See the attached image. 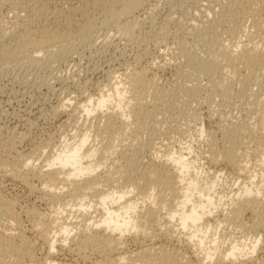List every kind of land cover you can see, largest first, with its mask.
I'll use <instances>...</instances> for the list:
<instances>
[{"label":"bare ground","instance_id":"6f19581e","mask_svg":"<svg viewBox=\"0 0 264 264\" xmlns=\"http://www.w3.org/2000/svg\"><path fill=\"white\" fill-rule=\"evenodd\" d=\"M146 1L9 0L14 15L8 26L5 21L0 24V60L4 64L18 56L21 60L28 57L34 64L40 57L48 60L55 49L82 42L111 23L122 25L123 32H132L135 26L127 21ZM232 2L234 8L226 7V16L218 22L223 27L216 26L224 28V39L217 36L204 67L196 68L207 76L206 86L191 78L194 85L175 88L178 93L205 92L207 98L216 95L225 101L238 95L233 94L232 86L240 87L238 100L245 117L222 124L207 112L210 123L216 120L214 125L205 129L200 123L198 131L207 141L210 166L205 168L200 158H192L193 148L186 144L165 152L156 150L138 164L137 143L155 121L157 105L169 98L158 90L146 68L129 72L124 81L105 84L106 90L97 87L94 95L81 96L71 108V98H59L48 113L59 121V127L81 117V121L88 120L86 124L95 120L76 133L74 128L75 134L62 139V145H53L56 150L41 162L42 144L22 151L11 137L0 140V218L10 222L0 230V264H264V251H260L264 249L260 233L264 228V0ZM155 4L153 11L159 3ZM184 6V16H179L183 23L185 15L197 13L196 5ZM172 10L164 24L173 18ZM163 27L158 28V37L165 31ZM252 85L263 94H255ZM19 133V140L26 135ZM243 136L253 142L252 154L260 157L254 163L247 160V151H241ZM53 141L49 137L47 147ZM224 167L238 180L248 175L247 181L236 183L233 178L236 189L226 186V175H216L224 173ZM8 184L36 191L35 200L49 212L35 205L26 207L28 223L23 224L15 208L17 201L2 192ZM236 230L241 235L236 236ZM129 244L134 247L129 249Z\"/></svg>","mask_w":264,"mask_h":264},{"label":"rangeland","instance_id":"374dc122","mask_svg":"<svg viewBox=\"0 0 264 264\" xmlns=\"http://www.w3.org/2000/svg\"><path fill=\"white\" fill-rule=\"evenodd\" d=\"M8 1H0V24L4 25L3 23L5 21V23L7 24H5V26L9 25L11 20L8 19L12 18L14 15V12L12 11L13 9L10 8L11 4ZM178 1H180L181 3ZM155 3L159 4L157 5L158 8L153 11L156 7ZM184 4L188 7L194 8L196 5L195 11H197L196 14H191V16L185 15L187 17V19H184L186 21L185 23L179 21L184 16ZM207 4H212V7L208 9L209 5ZM211 4L210 2L207 3V0H174V2L172 0H148L145 2L142 8L134 11V16L132 14V16L129 17L130 20H132L130 21L128 19L127 22L129 24L131 23V25L134 24L133 26H135L134 28L131 26L132 32L128 30L127 32H123L124 29H121L123 28L122 25L111 23L108 25V27H102L100 28L101 30L99 29L97 30V32H94L92 36H87L82 42H69L70 45L68 44V48L67 45H65L66 49H64L65 47L59 49L60 51L58 49H55V53H53L54 55H51V58H49L48 60H44L43 57H40L41 59L36 61L35 64L34 62L31 63L28 57H21L24 58V60H21L18 59V56L16 57V61L13 59L14 62L11 61V63L8 62L6 64H4V60H0V140L1 138L6 137L10 139L11 137L10 140L15 141V143L17 144H15L17 149H21L22 151L31 149L30 147L34 146L41 148L42 144L44 146L43 149H41L42 156H40L38 161L41 162V160L47 157V155L56 150L53 145H56V147L57 144L62 145V143L64 142V140L62 139H70L73 134L78 132L77 130H81V128L83 129V127L85 128L86 125L89 124V122L95 120L91 118V121L86 124L85 122H87L88 120L81 121V117L79 118V120L74 121V123L72 122L71 125H67L64 128L59 127L57 125L59 124V121L51 117L50 115L52 114H48L52 113L51 107L53 105H56L58 100L60 101L59 98H61V100H67V98H71V108L72 105H74V102L77 99H80L81 96H85L90 93L94 95L98 91L99 86L102 88V86L107 83L116 82V79H118L119 81L123 78L120 81H124V78H126L125 75L127 76L129 72L131 73L135 70L141 71L146 68L148 70L145 69V72H148V76L154 78L153 80H155V83H157L156 85L158 90L167 93L166 98H169L168 100L166 99L165 102L163 101V104L157 105L158 111L156 110V116L153 119L155 121L150 123L151 126L149 125L148 128L150 130L147 129L148 131L144 133V136L141 138L142 141L139 140L140 144L137 143L136 153L137 157L140 158L138 160V164L139 161L146 162L148 158L154 156L156 150H159V152H165L168 149L173 150L174 148L178 149L179 147H185L186 145H188L192 146L193 148V151L190 155L192 158L196 160L200 158L198 161L201 160L200 162L205 163V168L207 167V165L210 166L209 161L207 160V157L210 156V153L208 152L207 141H204L206 140L204 139L205 137L200 136V133L198 131L201 124L203 128L209 129L211 125H214L216 120L224 124L225 122H232L233 119L234 121L241 119L242 117H245L244 114H246V111L243 110V105H241V102L238 100V96L240 93V87L237 86L238 84L232 86L235 91L237 90L236 92L233 90V88H231L233 94H238V98H232L233 100L225 99V101L224 99L223 101H221L222 99L216 95L213 97H209L213 98V100L209 99L207 98L208 96H206L205 92H201V96L200 94L195 95L196 93H191L192 91L190 90H188L187 92L186 90H184L183 92H186L185 94H183V92L178 93L176 91L179 85L182 86L183 84H185L182 87L183 89L187 88L185 86H187L188 84L194 85L193 83H190L192 80V82H194L195 80L197 83L201 82V86H206L203 83H206L208 81L207 76L202 73L201 75L200 73H198V70L204 67L205 61L209 57L208 55L211 54L209 52H211L214 47V45L212 46V44L215 43V39L221 37L220 35H222L223 37H221V39H224L225 35H223L224 33H222V29L224 28L216 26L220 25L218 24V22L223 19V16H226L224 15L226 9L234 8L232 0H212ZM228 4H230V7L228 6ZM170 6L172 7L170 8ZM180 6L181 8H183L181 9ZM170 9H173V18L169 19L170 21L168 20V22L164 24V22L167 20L166 18L169 15L168 13L170 12ZM218 12L222 14H219ZM180 15L181 18L179 19ZM150 17L152 18V20ZM163 24L167 26H161ZM246 24L249 27L251 25V22H246ZM118 25H120L121 27H119ZM161 27H163V30L165 31L161 30L162 33L159 34L162 35L158 37V34L156 32L159 30L158 28ZM180 40H182L183 44L181 43L179 46L176 43L178 42L179 44L181 42ZM184 41H186V43ZM176 45L179 48L187 45L188 46L187 48L185 47L186 49H179ZM176 48L179 49V52H181L180 54ZM63 49L66 51H64ZM182 49L183 52L181 51ZM1 61H3V63ZM39 62L42 64H40ZM192 76H194V79ZM103 88L107 89V85ZM251 89L254 92L258 91L261 95L263 94L262 92H260V90H258L259 88L257 87V85H252ZM258 92H256L255 94H258ZM179 94L181 97L178 96ZM262 96L264 97V95ZM207 112L212 113L216 118L215 121L211 122L212 124L206 118ZM192 115L193 117H191ZM197 116H199L198 119H196ZM229 117L232 120L229 119ZM200 118L202 121L200 120ZM29 124H31L32 126ZM73 130L75 133H73ZM157 130H159L160 132ZM171 130L173 131V133ZM23 131L26 133V135H24V138H20L19 140V132L23 133ZM49 137L54 138V141L53 143L51 142L52 144H49L50 147H47L48 144L46 142L49 140ZM243 139H240L242 140L241 151H247V160H249L250 163H254V161L258 159L259 156L256 158L250 150V147L252 146L251 144H253V142L249 139V137L243 136ZM246 145L248 146V148H246L247 150L244 149ZM139 168L140 167H137L136 169L141 171V168ZM224 169H226L224 170V173L216 175L217 177L220 176L221 178L226 175L224 177L226 178L224 179L227 184L226 186L233 187V190L236 189L237 185L235 186V181L232 180L235 179L237 180L236 183H238L239 180L247 181L248 179L247 175V177L241 176L238 180L236 178L237 175L234 174V172L232 173V171L226 167H224ZM138 170L134 172H138ZM228 170L230 173H228ZM213 175L214 174H211V176ZM125 179L126 178L124 177V182L128 181L127 179ZM256 179L258 181L259 178ZM116 182V184H119L120 180ZM33 183H35V186H38V182ZM124 184L125 183H122V185ZM123 187H127L126 184ZM2 192L5 197H8V199L17 201L14 202L15 208L17 212L20 211L19 214L21 216L22 223L25 225L28 223V219L24 214V210H26L27 208L35 205L40 207L41 211L46 213L49 212L46 205H40V203L35 200L37 199L38 195L36 191H30L18 184H8L6 185V188L4 187L2 189ZM91 210L92 209H90V211ZM247 217L248 216L245 215V218ZM7 223L10 222L4 220V218H0V230L3 227H9L10 224H8L7 226ZM260 229V233L264 235V228ZM235 232L237 234L236 236H239V231L238 233L237 230ZM131 245L132 244H129V249L134 247L133 245ZM260 251H264V249L260 248ZM64 257L68 258V255H64Z\"/></svg>","mask_w":264,"mask_h":264}]
</instances>
